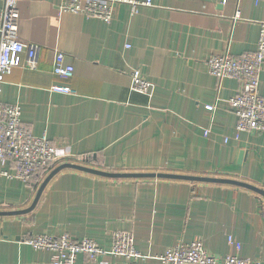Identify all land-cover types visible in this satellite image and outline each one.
<instances>
[{
  "label": "crops",
  "instance_id": "1",
  "mask_svg": "<svg viewBox=\"0 0 264 264\" xmlns=\"http://www.w3.org/2000/svg\"><path fill=\"white\" fill-rule=\"evenodd\" d=\"M150 2L135 14L119 4L105 22L62 13L59 0H19V39L42 50L37 70L18 58L1 102L20 107L23 125L65 157L28 184L4 177L13 165L0 163V213L28 210L63 164L111 174L228 178L264 192V133L236 134L228 100L240 83L219 84L206 64L214 55L238 58L256 49L264 0ZM56 51L73 68L71 78L52 75ZM133 70L150 83L147 94L133 91ZM53 85L70 93L52 92ZM259 93L264 97V64ZM115 232L132 234L149 258L107 264H163L156 258L168 248L194 240L223 259L232 253L229 236L242 259L264 264V197L234 186L63 170L32 212L0 217V264H51L50 252L25 243L35 235L89 238L108 249Z\"/></svg>",
  "mask_w": 264,
  "mask_h": 264
},
{
  "label": "built area",
  "instance_id": "2",
  "mask_svg": "<svg viewBox=\"0 0 264 264\" xmlns=\"http://www.w3.org/2000/svg\"><path fill=\"white\" fill-rule=\"evenodd\" d=\"M19 0H3L0 7V163H12L13 171L2 174L9 179L31 183L50 168H54L64 157L47 136H34L22 123L21 108L1 102L2 86L5 79L17 68L19 57L24 58L23 67L37 70L42 48L26 44L19 39ZM226 2V0H223ZM129 5L132 13L140 7L151 6L150 0H59L58 9L62 13H72L95 18L105 22L113 19L115 6ZM209 74L219 84L226 79L240 83L239 94L228 100L229 107L236 117L235 132L264 133V97L259 93L260 75L264 64V22L259 24L256 49L253 52L234 58L227 52L214 55L207 61ZM73 68L65 65V56L54 52L52 75L69 79ZM132 89L139 94H147L150 83L142 72H131ZM52 92L69 94V90L53 85ZM214 112L215 105L205 106ZM62 163V162H61ZM35 251L50 252L51 264H77L83 257V264H107L106 260L122 258L127 262L145 260L134 246L132 234L115 232L108 249L100 247L93 240H74L68 234L61 236L35 235L25 241ZM232 253L223 259L208 254L202 244L194 240L189 243L177 242L156 259L163 264H260L257 261L242 259L239 256L240 244L232 237L227 239Z\"/></svg>",
  "mask_w": 264,
  "mask_h": 264
},
{
  "label": "water",
  "instance_id": "3",
  "mask_svg": "<svg viewBox=\"0 0 264 264\" xmlns=\"http://www.w3.org/2000/svg\"><path fill=\"white\" fill-rule=\"evenodd\" d=\"M77 170L80 172L92 174L95 176H100L104 178L109 179H162V180H176V181H184V182H193V183H207V184H219V185H226V186H234L238 188H243L249 191H252L256 194H259L264 197V192L254 186H251L247 183L240 182L234 179H228V178H213V177H198V176H186V175H174V174H111L107 172H102L98 170L89 169L86 167L73 165V164H63L56 169H54L45 179V181L42 183L40 188H38L35 200L32 204V206L25 211L21 212H9V213H0V217H8V216H18L22 214H27L32 212L35 207L37 206V203L48 185V183L61 171L63 170Z\"/></svg>",
  "mask_w": 264,
  "mask_h": 264
}]
</instances>
